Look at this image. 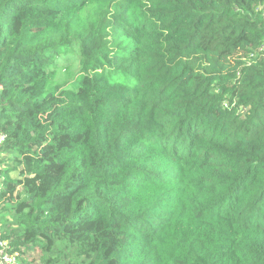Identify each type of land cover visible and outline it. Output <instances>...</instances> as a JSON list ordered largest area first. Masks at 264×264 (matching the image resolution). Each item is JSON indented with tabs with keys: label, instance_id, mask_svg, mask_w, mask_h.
Returning <instances> with one entry per match:
<instances>
[{
	"label": "trees",
	"instance_id": "1",
	"mask_svg": "<svg viewBox=\"0 0 264 264\" xmlns=\"http://www.w3.org/2000/svg\"><path fill=\"white\" fill-rule=\"evenodd\" d=\"M0 133L22 264H264V0H0Z\"/></svg>",
	"mask_w": 264,
	"mask_h": 264
},
{
	"label": "built area",
	"instance_id": "2",
	"mask_svg": "<svg viewBox=\"0 0 264 264\" xmlns=\"http://www.w3.org/2000/svg\"><path fill=\"white\" fill-rule=\"evenodd\" d=\"M6 141V134L0 133V159H2V146ZM0 264H22L21 254L11 245V241L4 237L2 223L0 222Z\"/></svg>",
	"mask_w": 264,
	"mask_h": 264
},
{
	"label": "rangeland",
	"instance_id": "3",
	"mask_svg": "<svg viewBox=\"0 0 264 264\" xmlns=\"http://www.w3.org/2000/svg\"><path fill=\"white\" fill-rule=\"evenodd\" d=\"M7 155L3 153V156H2V160L0 161V169L3 168L4 166L8 165V160H7ZM8 166H11V165H8ZM12 176L13 177H16L17 176V172L14 171L12 172ZM0 181H2V178L0 177ZM41 257V252L40 250L38 249H34L31 251L30 253V257L27 258V260L29 261H34V260H39ZM26 259V258H25Z\"/></svg>",
	"mask_w": 264,
	"mask_h": 264
}]
</instances>
